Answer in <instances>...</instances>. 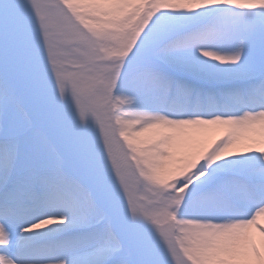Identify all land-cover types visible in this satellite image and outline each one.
I'll return each instance as SVG.
<instances>
[{"label": "snow or ice", "instance_id": "obj_1", "mask_svg": "<svg viewBox=\"0 0 264 264\" xmlns=\"http://www.w3.org/2000/svg\"><path fill=\"white\" fill-rule=\"evenodd\" d=\"M0 264H264V0H0Z\"/></svg>", "mask_w": 264, "mask_h": 264}]
</instances>
